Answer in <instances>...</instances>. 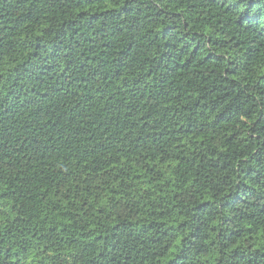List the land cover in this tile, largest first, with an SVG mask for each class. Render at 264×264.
Returning a JSON list of instances; mask_svg holds the SVG:
<instances>
[{"label": "trees", "instance_id": "16d2710c", "mask_svg": "<svg viewBox=\"0 0 264 264\" xmlns=\"http://www.w3.org/2000/svg\"><path fill=\"white\" fill-rule=\"evenodd\" d=\"M0 264H264V0H0Z\"/></svg>", "mask_w": 264, "mask_h": 264}]
</instances>
